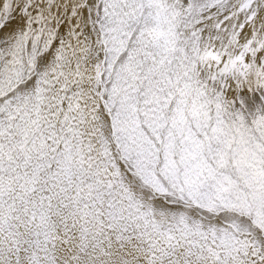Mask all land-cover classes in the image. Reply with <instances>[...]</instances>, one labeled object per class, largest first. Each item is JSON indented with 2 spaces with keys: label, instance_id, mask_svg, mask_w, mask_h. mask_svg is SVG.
<instances>
[{
  "label": "snow or ice",
  "instance_id": "6c2138e0",
  "mask_svg": "<svg viewBox=\"0 0 264 264\" xmlns=\"http://www.w3.org/2000/svg\"><path fill=\"white\" fill-rule=\"evenodd\" d=\"M0 264H264V0H0Z\"/></svg>",
  "mask_w": 264,
  "mask_h": 264
}]
</instances>
